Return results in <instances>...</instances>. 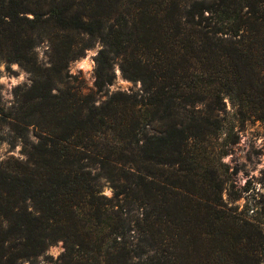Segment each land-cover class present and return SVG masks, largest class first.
I'll return each instance as SVG.
<instances>
[{
    "label": "trees",
    "instance_id": "trees-1",
    "mask_svg": "<svg viewBox=\"0 0 264 264\" xmlns=\"http://www.w3.org/2000/svg\"><path fill=\"white\" fill-rule=\"evenodd\" d=\"M0 58L32 74L13 110L0 95L25 154L0 165V264L58 241L48 264H264V194L236 204L217 144L228 103L264 124V0H0ZM116 64L139 90L109 91Z\"/></svg>",
    "mask_w": 264,
    "mask_h": 264
},
{
    "label": "rangeland",
    "instance_id": "rangeland-1",
    "mask_svg": "<svg viewBox=\"0 0 264 264\" xmlns=\"http://www.w3.org/2000/svg\"><path fill=\"white\" fill-rule=\"evenodd\" d=\"M83 36H76L80 39ZM83 44L91 45L85 49L84 53L72 60L69 64L71 74L77 76L83 91L93 90L96 79V55L102 47L97 38L88 36L81 40ZM35 52L41 62L49 63L51 55V43L48 40L39 42L35 47ZM116 79L109 87V91H136L141 84L125 78L118 64L115 66ZM32 83V74L18 62H8L0 58V95L1 104L7 111L13 110L18 105L17 96L21 91ZM106 96L100 97L99 102ZM227 121L225 124L224 135L217 144H224L227 155L223 160L229 168V178L227 186L231 192L240 193V198L236 204L243 208L249 204H257L264 194V185L261 182L262 171L264 170V124L259 120H247L238 122L234 115V109L228 103ZM234 127V129H233ZM230 129H233L230 134ZM229 133V134H228ZM15 132L9 121H1L0 124V165L10 157L23 158L24 144L21 138L15 137ZM29 137L32 141L38 138L31 129ZM223 138H226L223 139ZM249 191H244L246 188ZM102 193L107 196L113 195V188L109 183H104ZM225 198L228 194L225 193ZM64 245L58 241L48 247L46 252L33 260L26 261L24 264H48L55 261L63 252Z\"/></svg>",
    "mask_w": 264,
    "mask_h": 264
}]
</instances>
